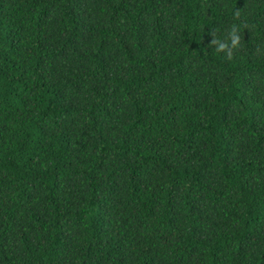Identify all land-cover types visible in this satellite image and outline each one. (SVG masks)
Listing matches in <instances>:
<instances>
[{
    "label": "trees",
    "instance_id": "trees-1",
    "mask_svg": "<svg viewBox=\"0 0 264 264\" xmlns=\"http://www.w3.org/2000/svg\"><path fill=\"white\" fill-rule=\"evenodd\" d=\"M0 264H264V0H0Z\"/></svg>",
    "mask_w": 264,
    "mask_h": 264
},
{
    "label": "clouds",
    "instance_id": "clouds-1",
    "mask_svg": "<svg viewBox=\"0 0 264 264\" xmlns=\"http://www.w3.org/2000/svg\"><path fill=\"white\" fill-rule=\"evenodd\" d=\"M234 22L227 28L223 29L219 34L214 30L212 45L214 51L223 53L227 59H232L234 52L242 47V26H246L242 20L241 9H236L233 12ZM239 21V22H235Z\"/></svg>",
    "mask_w": 264,
    "mask_h": 264
}]
</instances>
